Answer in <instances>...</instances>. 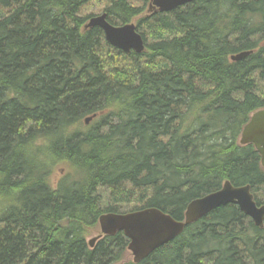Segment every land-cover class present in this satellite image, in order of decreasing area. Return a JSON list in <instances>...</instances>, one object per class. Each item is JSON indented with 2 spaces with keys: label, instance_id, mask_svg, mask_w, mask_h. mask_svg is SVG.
I'll return each instance as SVG.
<instances>
[{
  "label": "trees",
  "instance_id": "1",
  "mask_svg": "<svg viewBox=\"0 0 264 264\" xmlns=\"http://www.w3.org/2000/svg\"><path fill=\"white\" fill-rule=\"evenodd\" d=\"M147 2L0 0V264H264V223L234 204L137 263L122 232L88 243L103 213L183 220L225 181L264 203L260 155L239 143L264 108V0ZM93 4L144 51L84 28Z\"/></svg>",
  "mask_w": 264,
  "mask_h": 264
},
{
  "label": "water",
  "instance_id": "2",
  "mask_svg": "<svg viewBox=\"0 0 264 264\" xmlns=\"http://www.w3.org/2000/svg\"><path fill=\"white\" fill-rule=\"evenodd\" d=\"M195 0H149L148 11L169 12ZM98 26L104 39L112 46L126 53L131 50L141 53L145 43L140 33L136 31L134 22L114 25L107 20L102 12L91 16L84 28ZM250 51L232 54V61L246 57ZM94 116V115H93ZM93 116L84 119L87 125ZM240 144H253L260 155L264 168V108L254 111L243 125L239 136ZM226 204H234L248 216L255 225L263 227L264 203L257 205L250 185L234 186L225 181L221 188L211 193L192 199L186 206L183 220H176L171 215L156 207H146L125 213H103L98 217L100 234L88 240L90 246L102 235H115L122 232L128 240L127 249L134 263L150 255L158 247L168 243L184 228L201 218L213 209Z\"/></svg>",
  "mask_w": 264,
  "mask_h": 264
},
{
  "label": "rangeland",
  "instance_id": "3",
  "mask_svg": "<svg viewBox=\"0 0 264 264\" xmlns=\"http://www.w3.org/2000/svg\"><path fill=\"white\" fill-rule=\"evenodd\" d=\"M132 1H134V3L136 4V3H139V0H132ZM148 6V2H147V5H146V7ZM86 14H93V15H97V14H101L102 13V11L100 12V11H97L98 10V5H95V4H93L90 8L89 7H87L86 9ZM1 207H2V205H1ZM95 236V235H94ZM130 252V251H129ZM131 258H132V255H131Z\"/></svg>",
  "mask_w": 264,
  "mask_h": 264
},
{
  "label": "bare ground",
  "instance_id": "4",
  "mask_svg": "<svg viewBox=\"0 0 264 264\" xmlns=\"http://www.w3.org/2000/svg\"><path fill=\"white\" fill-rule=\"evenodd\" d=\"M259 27V26H258ZM251 45V44H250ZM246 47V46H245ZM240 50V49H239ZM204 136H206V135H204ZM207 144V143H206Z\"/></svg>",
  "mask_w": 264,
  "mask_h": 264
}]
</instances>
